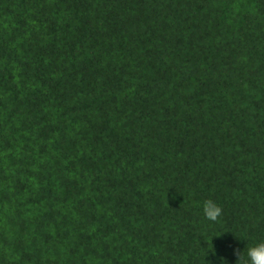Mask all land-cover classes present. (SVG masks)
<instances>
[{"label": "trees", "instance_id": "16d2710c", "mask_svg": "<svg viewBox=\"0 0 264 264\" xmlns=\"http://www.w3.org/2000/svg\"><path fill=\"white\" fill-rule=\"evenodd\" d=\"M262 241L264 0H0V264Z\"/></svg>", "mask_w": 264, "mask_h": 264}, {"label": "clouds", "instance_id": "9594fccd", "mask_svg": "<svg viewBox=\"0 0 264 264\" xmlns=\"http://www.w3.org/2000/svg\"><path fill=\"white\" fill-rule=\"evenodd\" d=\"M203 213L207 220L216 222L222 216L223 209L215 201L208 199L203 202ZM233 255L236 257V264H264V241L247 248V259L240 249H234Z\"/></svg>", "mask_w": 264, "mask_h": 264}]
</instances>
